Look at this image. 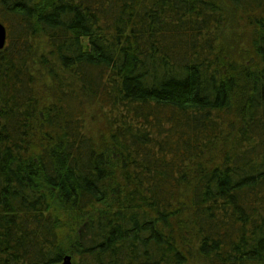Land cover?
Returning <instances> with one entry per match:
<instances>
[{"label":"trees","instance_id":"obj_1","mask_svg":"<svg viewBox=\"0 0 264 264\" xmlns=\"http://www.w3.org/2000/svg\"><path fill=\"white\" fill-rule=\"evenodd\" d=\"M0 21V264H264V0Z\"/></svg>","mask_w":264,"mask_h":264},{"label":"water","instance_id":"obj_2","mask_svg":"<svg viewBox=\"0 0 264 264\" xmlns=\"http://www.w3.org/2000/svg\"><path fill=\"white\" fill-rule=\"evenodd\" d=\"M8 38V30L6 25L0 21V49L5 47ZM71 256L67 255L64 257L62 264H71Z\"/></svg>","mask_w":264,"mask_h":264},{"label":"rangeland","instance_id":"obj_3","mask_svg":"<svg viewBox=\"0 0 264 264\" xmlns=\"http://www.w3.org/2000/svg\"><path fill=\"white\" fill-rule=\"evenodd\" d=\"M97 122H94L93 121V123L90 121V127L93 129V130H95V128L97 127Z\"/></svg>","mask_w":264,"mask_h":264}]
</instances>
